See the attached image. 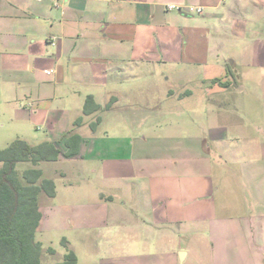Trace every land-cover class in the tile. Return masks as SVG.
Here are the masks:
<instances>
[{
    "label": "crops",
    "instance_id": "1",
    "mask_svg": "<svg viewBox=\"0 0 264 264\" xmlns=\"http://www.w3.org/2000/svg\"><path fill=\"white\" fill-rule=\"evenodd\" d=\"M2 1L0 34L10 39V42L3 46L4 49L14 46L18 49L16 54L28 53L27 59L32 60L33 65L39 64L44 53L47 55L51 50H56L57 60L53 62L54 68H51V73L47 72L54 75L53 89L66 80L67 70L72 73L73 84L81 83L95 90L90 94L102 109L85 114L84 102L81 109L76 106L82 95L77 96L76 90L70 91L76 98L72 97L67 101L70 104L68 107H59L61 117L63 113L67 115L65 120L58 123L59 117L56 123L50 121L53 123V135L50 139L64 153L67 146L63 136L69 130L81 134L80 152L68 157L61 154L59 159L53 162L71 161L76 165V173H79L84 171L85 161H100V167L93 165L88 169L93 174L101 169L100 176L107 182L116 183L122 195L140 197L137 201L130 199L119 203L110 198V203L105 209L107 220L115 219L121 225L132 224V220L137 224L141 218L152 228L155 236L167 238L172 222L183 223L181 214L186 210L189 201L186 199L187 193L191 194L190 203H210L212 173L205 168L209 157L206 156L207 146L201 142V136H183V139H194V146H199L201 151L190 154L185 151L187 149L184 146H180L181 148H173L172 156L162 157L146 150V142L149 141L147 135L144 134V137L139 138L140 142H137L135 125L133 129L127 126L156 124L159 119L156 109H163V114L169 110L181 118L173 124L192 127L199 125L192 117L193 109L189 111L190 114L185 115L178 110V104L168 102L165 106L158 104L151 108V112H147L150 108L147 107L144 112L137 97L128 98V94L132 92L131 96H134L138 91L144 90L142 82L145 80V74L160 81L163 75L166 76V72L160 71L157 66L176 63L180 59L189 66L182 72L171 71V76L166 78L170 81L173 77L174 82L171 85L175 86L166 91L167 100L183 95L191 96V89L182 86L176 88V85L179 83L185 86L195 80L193 72L188 73L189 67L193 65H201L195 76L205 86L206 94L226 90L233 84L234 75L229 68V61L221 59L218 54L229 45L237 47L244 42L264 45V0ZM169 5H176L177 8L170 9ZM197 7H202V10L198 11ZM184 41L189 46V53L186 54V51L180 49V57H172L171 49L175 50L180 43L184 45ZM66 56L69 62L65 66L63 62ZM236 62L238 66L241 65L238 60ZM251 64L252 62L249 63ZM14 67L20 68L17 63ZM25 68L33 75L29 79H35L36 69H30L29 62ZM52 93L49 97L53 100L57 98V93L55 90ZM42 97L35 95L36 100L47 101L44 99L47 96ZM73 111H77L74 116ZM183 114L185 118L182 117ZM78 117H82V122L74 125ZM106 120L126 123L127 132L110 136L108 129L99 130ZM88 126L90 130L82 132ZM130 127L132 128V125ZM138 147L139 154L136 152ZM41 168L44 177L52 178L45 176L44 167ZM42 198L41 195L43 219L37 239L42 230L54 225V215L52 212L50 216L45 214ZM135 210H139L140 215ZM179 237L181 238L178 235ZM64 239L68 241L67 246L63 245ZM40 241L44 248L51 246ZM61 245L62 252L51 247L55 250L52 255L59 257L56 262L63 260L69 249L76 253L79 264L80 259L73 243L64 237ZM238 247L240 256H246L255 249V244L253 241L247 244L240 241ZM178 251L182 260L189 253L182 244H179ZM257 255L259 264H264V249Z\"/></svg>",
    "mask_w": 264,
    "mask_h": 264
},
{
    "label": "rangeland",
    "instance_id": "2",
    "mask_svg": "<svg viewBox=\"0 0 264 264\" xmlns=\"http://www.w3.org/2000/svg\"><path fill=\"white\" fill-rule=\"evenodd\" d=\"M2 2L0 0V4ZM9 40L0 34V149L8 147L16 138L35 145L50 139L52 124L59 117L58 123L67 117L64 113L61 117L59 107L70 105L67 101L72 99L73 94L69 92L76 90L77 96L82 95L76 104L81 109L86 96L95 91L81 83L73 84L72 73L67 70L66 80L53 89L54 75L47 74L46 68L51 73L53 62L57 60L56 50L47 55L44 53L39 64L33 65L32 60L27 59L28 53L16 54L18 49L14 46L11 48L16 49L3 48ZM184 42V45L175 46V50L171 49L172 57L179 58L180 49L189 53V46ZM249 43L244 42L237 47L229 45L218 54L221 59L229 61L234 75L233 84L223 92L206 94L205 86L195 76L201 65H193L188 73L193 72L195 80L185 86L176 85V88L191 89V96L167 100L166 91L175 86L171 85L173 77L170 81L166 78L171 71L182 72L189 66L180 59L176 63L157 66L160 71L166 72L160 81L145 74L142 82L144 90L134 96H131L132 92L128 94V98L137 97L144 112L147 107H150L147 112H151V108L158 104L165 106L168 102L178 104V110L185 115L193 109L192 117L200 126H177L173 123L181 118L169 110L163 114V109H156L159 115L156 124L127 126L133 129L135 125L137 142L144 134L147 135L146 150L162 157L172 156L173 148L180 146L194 154L199 146H194V139H183V136H201L209 157L205 168L212 173L210 203H190L191 194L187 193L189 201L181 214L183 223L172 222L167 238L155 236L152 228L141 218L137 224L132 220V224L121 225L115 219L107 220L105 209L110 198L119 203L130 199L137 201L140 197L122 195L116 183L107 182L100 176L101 169L94 174L88 169L93 165L100 167V161H85L84 171L79 173H76V165L71 161H44L37 167H44L45 176L52 177L56 183L54 197L42 194L45 214L50 216L52 212L54 225L42 230L38 239L62 252V239L66 237L77 251L79 264H259L257 253L264 249V45ZM237 60L241 62L240 66ZM27 62L30 69H36L33 80L29 79L32 73L25 68ZM68 62L66 56L63 64L66 66ZM16 63L20 68L14 67ZM54 90L57 98L52 100L49 96ZM35 95L47 96L44 98L47 101L36 100ZM128 110L131 111L130 108ZM184 114L183 118L186 117ZM52 120L53 123L50 122ZM89 127L82 132L90 130ZM103 129H108L110 136L127 132L126 123L107 120L99 130ZM139 149H136L137 154ZM33 166L30 161L20 162L18 171L21 173ZM135 212L140 215L139 210ZM240 241L246 244L253 241L254 252L240 256ZM179 244L189 252L183 260L179 255ZM43 255L42 264H54L59 258L46 252Z\"/></svg>",
    "mask_w": 264,
    "mask_h": 264
},
{
    "label": "trees",
    "instance_id": "3",
    "mask_svg": "<svg viewBox=\"0 0 264 264\" xmlns=\"http://www.w3.org/2000/svg\"><path fill=\"white\" fill-rule=\"evenodd\" d=\"M100 109L102 106L95 101V97L88 94L84 101V113ZM81 122L82 117H78L74 124ZM63 139L67 146L64 153L52 139L35 145L16 138L8 147L0 149V264H42L45 252L54 254L51 246L43 247L37 239V232L43 219L41 195L45 193L54 197L56 183L52 178L44 177L43 169L37 166L44 161H56L61 154L68 157L80 152L81 134L70 130ZM25 161L35 166L20 173L18 164ZM63 243L67 246L68 241L64 239ZM77 262L76 253L68 249L63 260L55 264Z\"/></svg>",
    "mask_w": 264,
    "mask_h": 264
},
{
    "label": "built area",
    "instance_id": "4",
    "mask_svg": "<svg viewBox=\"0 0 264 264\" xmlns=\"http://www.w3.org/2000/svg\"><path fill=\"white\" fill-rule=\"evenodd\" d=\"M170 9H172V8H177V6L176 5H169L168 6ZM198 11H201L202 10V7H197L196 8ZM50 71H48V73H49Z\"/></svg>",
    "mask_w": 264,
    "mask_h": 264
},
{
    "label": "water",
    "instance_id": "5",
    "mask_svg": "<svg viewBox=\"0 0 264 264\" xmlns=\"http://www.w3.org/2000/svg\"><path fill=\"white\" fill-rule=\"evenodd\" d=\"M184 254V252H182V254L181 255H183Z\"/></svg>",
    "mask_w": 264,
    "mask_h": 264
}]
</instances>
